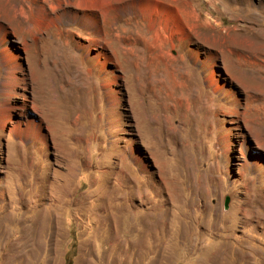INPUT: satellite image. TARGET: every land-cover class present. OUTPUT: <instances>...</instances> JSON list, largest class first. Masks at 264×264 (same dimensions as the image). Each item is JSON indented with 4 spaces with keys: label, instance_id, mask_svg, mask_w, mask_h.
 <instances>
[{
    "label": "rangeland",
    "instance_id": "rangeland-1",
    "mask_svg": "<svg viewBox=\"0 0 264 264\" xmlns=\"http://www.w3.org/2000/svg\"><path fill=\"white\" fill-rule=\"evenodd\" d=\"M4 1L0 103L34 123L0 128V264H264V0H163L187 39L135 7L88 35L76 0Z\"/></svg>",
    "mask_w": 264,
    "mask_h": 264
},
{
    "label": "bare ground",
    "instance_id": "bare-ground-1",
    "mask_svg": "<svg viewBox=\"0 0 264 264\" xmlns=\"http://www.w3.org/2000/svg\"><path fill=\"white\" fill-rule=\"evenodd\" d=\"M121 1H124V0H76L75 1L76 10L73 9L75 11L71 12L70 20L73 21L75 20L76 17H79L81 15L80 19H83L85 21L84 28L87 29L85 30L86 34L88 35L90 34V32H87L88 30L90 31V29H92L93 31L97 33H101V30H102L101 24L105 23V19L108 15H110L111 11L117 12L118 10H121L127 14L129 10L135 7L142 13L149 14L151 16L153 15V16L161 17V19L164 20L165 25L168 28H170L171 31L174 32L176 30L182 39L188 38V35H187L188 33L183 23L181 10L179 6L175 5L174 3H166L163 0H130L127 2L124 1L126 4L121 6ZM172 1H177V0H172ZM1 5L2 4H0V6ZM40 7L42 8L41 9V12H42V10L45 9V7L43 5H41ZM52 8L54 7L52 6ZM42 14H43L41 17L42 20H40V17H39L38 21H40L45 26H51L52 23L55 22V20L52 18L51 19L46 18V14H47L46 11L42 12ZM17 15L18 16L24 15L21 9L18 11ZM7 20H8L7 17H5V19L3 18L0 19V57L1 59L4 60V66L9 70L10 73H13V72H16L17 69L19 68L18 59H19L20 54L14 46L9 44V36L11 33V27H10L11 22H8ZM11 20H14V16H13V19ZM18 25L20 26V24ZM13 29H16V28L13 27ZM19 29L20 30L22 29V31L24 30L26 32H29L31 30V29L24 28V27H21ZM88 40L91 41L90 39ZM25 43L26 41L24 42V45ZM92 45L93 47H96V48L100 46L97 42H92ZM96 56L98 58L104 59V61L110 60V56L106 55L102 51H98ZM3 71H4V68H3ZM211 73L212 74L209 77H207L208 79L206 78L208 85H212L216 91H220L222 85L220 81L215 77L214 73L213 72ZM6 75L8 76L9 74H6ZM13 107L11 105L9 106V104L0 103V128L6 129L7 124L10 122L12 123V125L9 128V131H14L19 135H24V134L28 135L31 132L30 129L32 128L34 121L32 119L27 118L24 122L22 120H17L14 123L11 122L12 116H13ZM32 132H33V129H32ZM260 219H264V217Z\"/></svg>",
    "mask_w": 264,
    "mask_h": 264
},
{
    "label": "trees",
    "instance_id": "trees-1",
    "mask_svg": "<svg viewBox=\"0 0 264 264\" xmlns=\"http://www.w3.org/2000/svg\"><path fill=\"white\" fill-rule=\"evenodd\" d=\"M65 264H72V261H71L70 255H67V257H66V261H65Z\"/></svg>",
    "mask_w": 264,
    "mask_h": 264
}]
</instances>
